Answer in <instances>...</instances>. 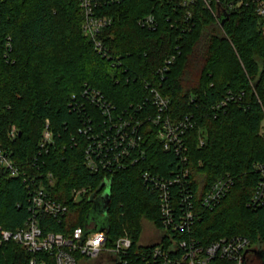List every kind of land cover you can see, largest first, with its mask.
<instances>
[{
    "label": "trees",
    "instance_id": "16d2710c",
    "mask_svg": "<svg viewBox=\"0 0 264 264\" xmlns=\"http://www.w3.org/2000/svg\"><path fill=\"white\" fill-rule=\"evenodd\" d=\"M95 2V15L110 19L96 35L110 59L94 50L80 0H0V148L26 164L37 184L68 210L60 220L38 214L43 234L69 237L76 227L92 225L106 232L108 247L129 236L127 264H163L152 255L157 245L173 259L183 251L182 241L206 246L243 236L264 262V206L250 205L258 166L264 165V15L258 12L264 0H208L211 10L202 0L189 7L180 0ZM150 14L154 29L139 25ZM146 83L169 100L172 122L190 117L186 151L165 150L158 127L148 124L139 162L112 174L92 172L78 129L88 117L96 124L104 118L87 105L82 120L70 108L72 95L94 88L116 113L143 107L137 115L144 121L155 112L145 101ZM46 121L53 145L42 148ZM13 126L15 138L9 136ZM144 172L167 181L168 216ZM104 179L110 181L106 213L97 209L101 200L89 198L103 192ZM218 180L230 181L227 193L206 207L203 197ZM74 188L87 191L75 199ZM30 206L27 185L0 167V225L21 228L32 215ZM189 211L190 225L184 223ZM145 223L161 232L160 241L141 242ZM31 257L16 243L0 248V264H27ZM35 257L54 264L46 253Z\"/></svg>",
    "mask_w": 264,
    "mask_h": 264
},
{
    "label": "built area",
    "instance_id": "2783aa9c",
    "mask_svg": "<svg viewBox=\"0 0 264 264\" xmlns=\"http://www.w3.org/2000/svg\"><path fill=\"white\" fill-rule=\"evenodd\" d=\"M194 1L180 0V5L189 7ZM202 1L210 9L208 0ZM80 4L85 14L84 30L93 39L94 50L102 57L110 59L108 49L102 45V42L96 36L104 27L110 25V19L95 15L93 8L97 6L95 0H80ZM258 12L260 15H264V3L259 4ZM138 23L142 27L151 29L155 27L152 14L140 19ZM10 47L7 46L9 50H11ZM171 60L173 58H170L167 64H170ZM166 69V66H164L159 70V73L164 72ZM150 86V83L145 85L149 91L145 101L155 108V112L152 116L148 115L144 121L139 119L137 115L143 107L131 106L132 110H123L116 113L115 107L103 97L99 90L94 88L85 86L77 94L78 96L72 95L70 108L78 110L82 120L87 105H93L104 118L103 123L96 124V121L88 117L89 122L85 123L84 121L83 126L78 129L80 138L85 141L84 164L89 170L112 174V172L125 170L129 165L139 162V158H143L145 154L142 149L144 142L142 132L148 124L158 127L156 137L163 142L165 150H169L173 146L176 152L179 150L186 151L184 135L186 130L193 126L190 117H185L184 120L179 122H172L166 114L169 100L163 97L157 89ZM147 130H150L149 126L146 128ZM16 133V128L11 127L9 136L15 138ZM48 145H53V142L49 122L46 121L40 146L46 148ZM182 160L185 161L186 158L184 157ZM22 165L24 167L26 164L14 162L8 153L0 148V167L10 177H19L27 185L31 204L30 211L32 212L29 219L19 229L8 230L0 225V248L9 243H16V245L24 247V250L34 256L28 260L27 264H46L44 259L35 257L38 253L48 254L49 257L54 259V264H93L99 262V260L103 261V257L105 258L103 264H127L124 256L128 254V250L132 245L129 236L119 238L112 247H108L106 232L104 230H93L92 225L86 231L83 227H76L69 237L54 233L44 235L36 216L46 214L55 218L58 217L60 220L67 213V206L51 198L46 186L43 183L38 185ZM258 169L261 177L258 184H256V190L250 201V205L254 208L264 206V165L258 166ZM188 171V168L185 169V173ZM51 177V174L46 177L49 184L53 182ZM142 177L145 181L152 183L154 188L159 189L161 211L163 217L168 216L170 205H168L167 181L155 175L153 176L149 172H144ZM109 182V179H104L101 187L105 189L108 187ZM229 184V180L216 181L204 195L203 204L212 208L227 193ZM104 189L101 193L93 192L89 195V198L101 200L104 198ZM85 191H87L85 188H74L72 189V195L75 199H80L86 193ZM186 222L188 225L193 222L190 211L184 216V223ZM184 223H182L183 226ZM158 233L159 239L157 241H160L162 235L160 231ZM179 245L183 249L180 256L171 259L157 245L152 252L153 258H161L163 264H264L255 251L254 245L248 238L243 236H233L228 239L220 238L206 246L196 243L188 246L184 241L180 242Z\"/></svg>",
    "mask_w": 264,
    "mask_h": 264
},
{
    "label": "rangeland",
    "instance_id": "374dc122",
    "mask_svg": "<svg viewBox=\"0 0 264 264\" xmlns=\"http://www.w3.org/2000/svg\"><path fill=\"white\" fill-rule=\"evenodd\" d=\"M107 193H108V187L104 189V196ZM96 215L98 217V213H96ZM158 239H159V233L152 227L151 224L145 223L143 227V231H142L141 242L151 243V242H156ZM104 261H105V258L103 257V261L99 260V262H94L93 264H99L100 262L103 264Z\"/></svg>",
    "mask_w": 264,
    "mask_h": 264
},
{
    "label": "water",
    "instance_id": "95a60500",
    "mask_svg": "<svg viewBox=\"0 0 264 264\" xmlns=\"http://www.w3.org/2000/svg\"><path fill=\"white\" fill-rule=\"evenodd\" d=\"M109 203V194L107 193L104 198L101 199V201L99 202V204H97V209L102 210L104 213H106L107 211V206ZM22 249H24V247H22Z\"/></svg>",
    "mask_w": 264,
    "mask_h": 264
}]
</instances>
